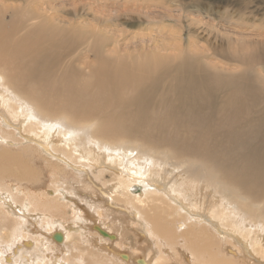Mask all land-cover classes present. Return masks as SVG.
<instances>
[{"label": "bare ground", "instance_id": "bare-ground-1", "mask_svg": "<svg viewBox=\"0 0 264 264\" xmlns=\"http://www.w3.org/2000/svg\"><path fill=\"white\" fill-rule=\"evenodd\" d=\"M212 1L194 11L216 24L186 6L159 11L178 28L152 45L119 33L106 46L99 29L73 37L21 8L0 50V188L20 189L19 205L0 190V264H186L179 250L199 264H264V33ZM119 9L101 3L96 20ZM216 35L212 54L238 73L203 61Z\"/></svg>", "mask_w": 264, "mask_h": 264}, {"label": "rangeland", "instance_id": "rangeland-1", "mask_svg": "<svg viewBox=\"0 0 264 264\" xmlns=\"http://www.w3.org/2000/svg\"><path fill=\"white\" fill-rule=\"evenodd\" d=\"M109 1L114 2V4H117L119 8H125L124 10L119 9L118 12H115L114 10L111 12V17L106 21V25L100 24L99 21H97V18H101V3H107ZM195 1H202L213 3L212 0H0V17L3 21V23L0 25V50H3L6 52V43H2L1 40L5 41L6 32L9 34L14 33V29L18 28L13 25V21L18 20L19 17H22L21 15L24 14L21 8L31 9L33 14L35 11H39L42 13H48L50 16L54 19V21L57 23L59 29L63 30H72L74 32L73 37H77V33H75L74 28H78L80 30H86V31H95L96 29L101 30V32L104 34V37H106V46L110 44V42H113V39L111 38V35L119 34L121 36L126 37V39L123 38L122 41L131 40L133 42H138L141 40L144 42V44H150L148 41H151L149 38L152 36H156V39L160 42L161 38L165 37L163 33L168 32L171 30L170 28H178L176 25L177 23L173 24L170 22H167L166 19L160 18L162 15L159 13V11H163L166 8H169L173 13L176 12L179 8L182 6H186L188 12L190 10L192 11L191 15L196 16L197 18H204L205 20L208 19L209 21L212 20L214 24H216V21L214 16H210L211 18L205 17V14L202 13L198 14L196 11H194ZM97 2H99L100 7L99 9L96 7ZM26 3L30 5L31 8H28L26 6ZM218 5V6H217ZM20 7V8H18ZM39 7H44L45 11H41L38 9ZM59 7V14L56 9ZM111 5L108 3V8H110ZM215 9L218 12L224 13L226 10L230 12V16H237L241 15L242 17L249 15L251 17L252 22L247 21L245 19L240 20L238 26H240L244 32H247L249 28L252 29H260L264 33V0H230V2L227 3H215L214 4ZM9 10H16L18 11V15L14 17L13 13L10 14ZM110 11V10H109ZM147 11H152L150 14V17L153 18L150 19L151 21L148 23V19L146 16ZM240 12L239 14H237ZM116 13V14H115ZM118 13L117 20L115 19V16ZM52 14V15H51ZM153 14L155 16H153ZM204 15V16H203ZM159 17V18H158ZM23 18V17H22ZM214 18V19H213ZM132 20L129 22V20ZM163 19V20H162ZM24 21V18H23ZM124 21V22H123ZM211 22V21H210ZM16 24L20 25L19 21H16ZM100 24V25H99ZM99 25V27H98ZM220 25V24H219ZM4 27V29H3ZM34 29L39 28V26H33ZM204 28V29H203ZM223 27H216L218 31H224ZM239 27H235L236 30H238ZM191 30V29H190ZM104 31H108V34H105ZM222 31V32H223ZM199 35L203 36L208 34V30L205 27H200L198 29ZM113 33V34H112ZM219 33V32H218ZM221 33V32H220ZM228 33V30H227ZM216 35V40L204 43V55L207 56L205 59H203L204 62L213 65L217 69H221L223 67L224 70H228L232 73H238L240 70V67H235L233 65L227 66V62H224L223 60H220L217 56L212 54V51L219 45L222 44L221 39H218ZM143 37L145 40L138 39L137 38ZM161 37V38H160ZM186 37V36H185ZM215 37L211 38L213 40ZM200 39V38H199ZM199 42V43H198ZM136 43L130 44V47L132 48L131 51H133ZM196 43L201 44L200 40L196 41ZM114 44V43H113ZM133 45V46H132ZM157 48H163L165 43H158L156 44ZM185 45V43H183ZM148 46H146L144 51H148L151 49H147ZM141 51V50H139ZM200 52V51H199ZM173 52L170 51L168 54H172ZM91 64V63H90ZM2 65L0 66V72L3 71L4 68L9 67L10 64L8 60L2 59ZM11 68V67H10ZM16 73V71H14ZM27 88H29L26 85ZM17 100V98H15ZM24 103V102H23ZM29 113H32V110L29 108ZM35 121L37 123H42L43 127H48L49 120H47L44 117L39 118L38 116L35 117ZM16 123V121H14ZM14 123L10 128H14ZM61 125L59 122L55 121V130L56 133L59 134V138H69L73 137L69 130ZM19 128V127H18ZM70 128V127H69ZM20 132L22 136L16 135L13 131V135L16 136L19 139H22L24 136L26 130L24 131L23 128H20ZM51 153H54L52 149H49ZM99 152H103L102 150H99ZM60 154V153H59ZM95 158L97 157L94 154ZM86 159L90 161V163L94 162V159L91 160L90 156H86ZM64 164V163H63ZM70 165L76 167V163ZM139 166H142L143 163L140 161L138 163ZM85 167V166H84ZM171 166L168 165L167 170ZM67 169H71V167L67 166ZM162 168V167H160ZM163 174V173H162ZM103 188H106V186H102ZM4 193H6V197L12 198V200L19 205V201L16 199V191L20 189L13 188L10 191H7L5 189H1ZM71 196V195H70ZM14 197V198H13ZM74 197V196H71ZM1 201V199H0ZM66 202V201H65ZM76 207L84 206L87 208L84 202L81 203H74ZM69 214V211L62 210L59 212V215L62 217H67ZM96 215L95 213H93ZM73 216V214H71ZM4 218V216H3ZM59 220H62L59 218ZM252 228L255 223H251ZM74 236H77V232H72ZM142 234V233H140ZM76 241V240H75ZM80 242H78L79 245ZM83 247L82 245H80ZM238 247H242L239 244L237 246H234L232 244L228 245V249H225V251L228 252V250H235ZM80 248V247H79ZM253 250V249H250ZM74 253H77L76 249H73ZM248 251V250H247ZM178 256L180 257V262L182 263L185 259L186 264H199L198 260L195 258H192L191 255L188 253V251H177ZM243 255V254H242ZM241 255V256H242ZM258 259L263 261L264 260V252L261 254H258ZM159 263V264H165ZM155 264V263H152Z\"/></svg>", "mask_w": 264, "mask_h": 264}, {"label": "water", "instance_id": "water-1", "mask_svg": "<svg viewBox=\"0 0 264 264\" xmlns=\"http://www.w3.org/2000/svg\"><path fill=\"white\" fill-rule=\"evenodd\" d=\"M58 238V237H57Z\"/></svg>", "mask_w": 264, "mask_h": 264}]
</instances>
